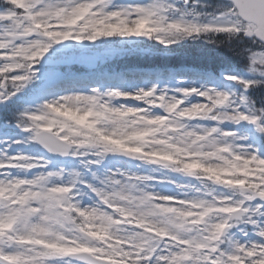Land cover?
I'll list each match as a JSON object with an SVG mask.
<instances>
[{
	"label": "snow or ice",
	"instance_id": "obj_1",
	"mask_svg": "<svg viewBox=\"0 0 264 264\" xmlns=\"http://www.w3.org/2000/svg\"><path fill=\"white\" fill-rule=\"evenodd\" d=\"M0 264H264V0H0Z\"/></svg>",
	"mask_w": 264,
	"mask_h": 264
},
{
	"label": "trees",
	"instance_id": "obj_2",
	"mask_svg": "<svg viewBox=\"0 0 264 264\" xmlns=\"http://www.w3.org/2000/svg\"><path fill=\"white\" fill-rule=\"evenodd\" d=\"M178 63H181V61L179 60H171V61L155 60V61L148 62V66L152 65L155 67H159L161 65H166V64L176 65Z\"/></svg>",
	"mask_w": 264,
	"mask_h": 264
}]
</instances>
